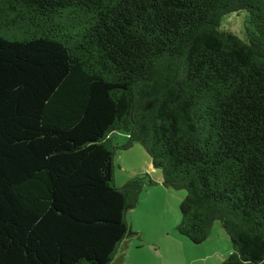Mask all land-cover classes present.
Masks as SVG:
<instances>
[{"label": "trees", "instance_id": "1", "mask_svg": "<svg viewBox=\"0 0 264 264\" xmlns=\"http://www.w3.org/2000/svg\"><path fill=\"white\" fill-rule=\"evenodd\" d=\"M134 142L179 234L218 220V264H264V0H0V264H110L155 183H113Z\"/></svg>", "mask_w": 264, "mask_h": 264}, {"label": "rangeland", "instance_id": "2", "mask_svg": "<svg viewBox=\"0 0 264 264\" xmlns=\"http://www.w3.org/2000/svg\"><path fill=\"white\" fill-rule=\"evenodd\" d=\"M247 25L246 11L239 10L223 14L218 28L245 40ZM110 137L113 142H118L116 144L127 139L121 130L112 132ZM132 165L138 168L133 171L130 169ZM147 166L153 169L149 156L139 143L134 142L127 149H117L113 156V183L120 185ZM153 172L156 174L148 173L147 176L155 181L160 173L158 169ZM183 194V190H174L156 181L152 185H143L137 203L126 214L131 230L136 233L125 239L127 247L123 250V264H218L230 253L231 241L218 220L213 222L208 237L200 243H192L178 233L177 206ZM116 253L119 254L120 249Z\"/></svg>", "mask_w": 264, "mask_h": 264}, {"label": "crops", "instance_id": "3", "mask_svg": "<svg viewBox=\"0 0 264 264\" xmlns=\"http://www.w3.org/2000/svg\"><path fill=\"white\" fill-rule=\"evenodd\" d=\"M125 137H127V135L125 134ZM115 143H118L116 140L114 141ZM132 146V145H131ZM140 167V166H139ZM136 168H138V166L137 165H132V166H130V169H132L133 171H135V169ZM151 168H153V169H150V167L149 166H147L146 168H142V170H141V168L138 170L139 172V174H137V175H142V173H154L153 172V170L154 169H156V168H154L153 166H152V164H151ZM154 174H156V173H154ZM128 178V177H127ZM126 179V178H125ZM156 180V183H160V175H158L157 174V176H156V178H155ZM123 242V243H122ZM121 243L123 244V245H121V246H119V248H118V250L120 249V253L118 254V253H115L116 255L115 256H113V258H112V260L110 261V264H123L124 263V260H123V258H122V256H123V250H124V248L125 247H127V240H123ZM114 258H116L115 260H114Z\"/></svg>", "mask_w": 264, "mask_h": 264}]
</instances>
